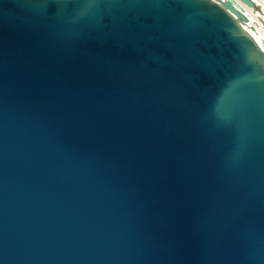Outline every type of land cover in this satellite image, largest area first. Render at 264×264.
Instances as JSON below:
<instances>
[{
    "label": "water",
    "instance_id": "obj_1",
    "mask_svg": "<svg viewBox=\"0 0 264 264\" xmlns=\"http://www.w3.org/2000/svg\"><path fill=\"white\" fill-rule=\"evenodd\" d=\"M245 23L235 0H0V264H264Z\"/></svg>",
    "mask_w": 264,
    "mask_h": 264
},
{
    "label": "bare ground",
    "instance_id": "obj_2",
    "mask_svg": "<svg viewBox=\"0 0 264 264\" xmlns=\"http://www.w3.org/2000/svg\"><path fill=\"white\" fill-rule=\"evenodd\" d=\"M235 1L236 7L246 16L244 27L264 49V0H252L254 2L253 6L241 0Z\"/></svg>",
    "mask_w": 264,
    "mask_h": 264
}]
</instances>
